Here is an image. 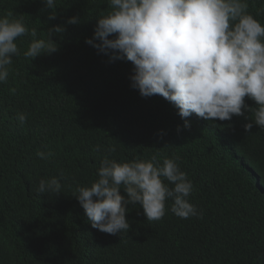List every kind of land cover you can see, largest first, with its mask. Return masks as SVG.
<instances>
[{"label":"trees","instance_id":"obj_1","mask_svg":"<svg viewBox=\"0 0 264 264\" xmlns=\"http://www.w3.org/2000/svg\"><path fill=\"white\" fill-rule=\"evenodd\" d=\"M247 2L264 25V0ZM55 5L49 20L44 0H0V18L21 20L35 39L47 40L54 25L66 29L51 37L56 52L32 60L23 53L34 38L18 37L20 54L0 83V264H264V130H244L255 101L245 97L253 111L231 120L182 119L163 97L130 86L131 62H109L85 43L111 11L108 0ZM73 16L79 24L66 23ZM105 156L155 157L158 166L174 159L193 184L187 199L199 215L181 219L166 199L159 221L148 222L137 203L127 205L128 232L92 228L73 193L98 179ZM52 177L61 193L37 196L39 181Z\"/></svg>","mask_w":264,"mask_h":264},{"label":"clouds","instance_id":"obj_2","mask_svg":"<svg viewBox=\"0 0 264 264\" xmlns=\"http://www.w3.org/2000/svg\"><path fill=\"white\" fill-rule=\"evenodd\" d=\"M56 18L55 0H44ZM111 11L97 19L93 38L85 43L109 62L126 60L133 65L131 87L142 97L159 95L178 109L184 119L195 114L207 121L231 120L253 111L245 97L255 101L254 119L244 125L264 130V25L248 13L247 0H108ZM67 24L80 23L77 16ZM64 25L49 28L47 40L35 39L37 32L21 20L0 18V83L6 82L8 65L19 55L15 42L30 34L34 39L23 53L34 59L58 50L51 39L63 33ZM112 37V38H110ZM98 41V42H97ZM249 119L248 117H245ZM17 119L24 123L23 113ZM185 127H189L185 120ZM162 138V137H161ZM51 152H38L41 159ZM156 158L118 163L103 157L98 179L91 186H80L73 195L83 208L91 227L111 235L128 232L127 205L142 207L148 222L165 215V201L172 199L171 211L181 219L198 216L188 201L193 184L174 159ZM168 184L173 185L169 187ZM57 177L41 179L40 194L61 193ZM123 188L127 198L120 194Z\"/></svg>","mask_w":264,"mask_h":264}]
</instances>
